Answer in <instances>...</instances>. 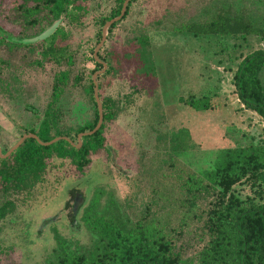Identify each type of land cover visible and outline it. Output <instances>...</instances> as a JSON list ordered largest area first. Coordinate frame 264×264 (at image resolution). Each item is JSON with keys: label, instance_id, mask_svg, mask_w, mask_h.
<instances>
[{"label": "rangeland", "instance_id": "374dc122", "mask_svg": "<svg viewBox=\"0 0 264 264\" xmlns=\"http://www.w3.org/2000/svg\"><path fill=\"white\" fill-rule=\"evenodd\" d=\"M20 2L0 0L1 153L36 125L37 115L28 108L41 111L45 107L55 72L66 69L87 82L102 69L91 61L103 27L98 38L95 22L113 7L111 0H88L78 23L62 20L73 60L59 66L37 63L39 42L32 46L10 43L11 36H33L45 27L25 22ZM227 5L264 16V0H134L127 15L106 31L98 54L110 70L98 75L96 82L100 102L110 98L114 105L115 115L104 122L103 129L105 145L112 151L94 155L83 174L61 178L33 205L3 220L0 264H53L61 247L74 253L93 250L95 236L88 225L93 213L116 214L132 223L149 206L162 215L169 212V223L176 225L178 211L167 206L164 186L158 183L160 171L166 182V158L206 175L223 162L225 150H247L250 144L264 143V120L243 107L233 85L240 60L256 49L264 50V39L244 34L193 35L175 27L209 17L214 9ZM142 31L149 37L150 53L146 67L139 68L135 36ZM259 78L264 89V68ZM77 82L65 103L67 125L92 117L83 82ZM189 97L210 98L214 108L192 110L184 102ZM179 131L187 135V148L174 150L170 138ZM260 188L264 193V187ZM75 192H81L84 200L73 225ZM234 192L241 199L255 195L245 182L236 184ZM200 225L192 220L179 238V243H186V258L192 261L202 245Z\"/></svg>", "mask_w": 264, "mask_h": 264}, {"label": "trees", "instance_id": "16d2710c", "mask_svg": "<svg viewBox=\"0 0 264 264\" xmlns=\"http://www.w3.org/2000/svg\"><path fill=\"white\" fill-rule=\"evenodd\" d=\"M23 20L33 26L44 23L38 34L59 21L48 37L34 42L26 40L38 35L11 36L13 45L32 46L39 42L41 50L38 64L44 62L62 66L73 60L69 49L68 32L60 23H78L86 12L88 0H20ZM113 7L106 16L96 19L100 29L104 23L120 14L124 0H111ZM134 0L126 5L124 15L112 23L108 31L128 13ZM32 2V4L30 3ZM193 35H255L264 39V16L255 15L248 8L218 7L209 17L183 22L175 26ZM141 61L139 68L146 67L150 40L145 31L135 36ZM98 59H102L97 53ZM97 67L102 66L91 57ZM106 63V62H105ZM107 64V63H106ZM264 68V50L256 49L246 54L233 73V85L240 103L264 120V89L259 73ZM108 67L105 71H109ZM104 71V72H105ZM103 72V73H104ZM102 73V74H103ZM149 76V72L142 73ZM101 75V74H100ZM82 81L84 93L91 102L92 117L75 125L65 123V103L73 88ZM186 105L195 111L213 109L210 98H186ZM103 122L98 130L81 137L80 147L65 139L50 145H41L33 138L25 139L9 156L0 157V232L2 222L14 215L19 208L33 205L61 178L83 174L92 157L98 153L110 154L112 148L105 145L104 122L113 119L114 105L110 98L101 99ZM37 115L34 127L26 130L47 142L54 137H67L77 143V134L92 130L98 120L97 105L93 97L92 80L71 76L68 70L54 73L51 92L45 107L28 108ZM175 144L172 149L187 148V135L179 131L171 135ZM224 160L206 175L192 171L178 160L168 157L165 164V183L161 171L158 183L164 186V200L169 208L178 211L179 220L171 225L169 212H153L146 206L132 223L119 215L95 214L86 221L95 236L93 250L74 253L61 247L53 264H264V143L250 144L247 150L227 149ZM227 157H229L227 159ZM163 174V173H162ZM67 175V176H66ZM245 182L255 195L241 199L234 192L236 184ZM260 200V201H259ZM88 211H85L87 213ZM192 220L201 223V240L197 258L185 256L186 243L179 238L188 231Z\"/></svg>", "mask_w": 264, "mask_h": 264}, {"label": "water", "instance_id": "95a60500", "mask_svg": "<svg viewBox=\"0 0 264 264\" xmlns=\"http://www.w3.org/2000/svg\"><path fill=\"white\" fill-rule=\"evenodd\" d=\"M130 0H124L123 3H122V7H121V10H120V14L117 16V17H114L108 21H106L102 27V32H101V39H100V42L97 44V46L94 48V51H93V57L94 59L102 66V69L99 70V71H96L93 73L92 75V83H93V97H94V100L96 102V105H97V110H98V120H97V123L95 125V127L90 130V131H86V132H80L77 134V143L74 144L72 143V141L70 139H68L67 137H62V136H57V137H54L52 138L51 140L47 141V142H43L41 141L35 134L33 133H28V134H23L21 136V138L13 145L11 146L5 153H1V149H0V157L2 158H5L7 156H9V154L14 151L25 139L27 138H33L35 139L39 144L41 145H50L60 139H65L67 140L68 142H70L71 144H73L75 147H80L81 145V137L85 136V135H90L92 133H94L96 130L99 129V127L101 126L102 122H103V109H102V105H101V102L99 100V96H98V84L96 82V77L100 74H102L106 68H107V64L98 59L97 57V53H98V50L100 49L101 45L104 43L105 39H106V31L108 30L109 26L118 21L123 15H124V12L126 10V5L127 3L129 2ZM59 24V21H56L54 22L51 26H49L48 28H46L43 32H41L40 34L26 40V42H34V41H39V40H42L46 37H48L50 34L53 33V31L56 29V27L58 26ZM74 203L72 205V208H71V219H72V224L73 225H76V215L78 213V208L79 206L82 204L83 200H84V195L81 193V192H75L74 193Z\"/></svg>", "mask_w": 264, "mask_h": 264}]
</instances>
